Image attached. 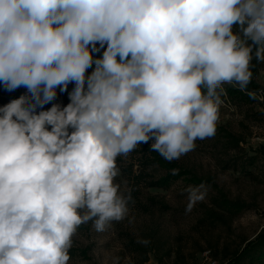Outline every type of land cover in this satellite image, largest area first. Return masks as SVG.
<instances>
[{
  "label": "clouds",
  "instance_id": "clouds-1",
  "mask_svg": "<svg viewBox=\"0 0 264 264\" xmlns=\"http://www.w3.org/2000/svg\"><path fill=\"white\" fill-rule=\"evenodd\" d=\"M253 58L264 0H0V83L26 89L0 106V264H69L81 225L125 220L117 158L214 137L225 84L264 100ZM186 191L187 214L208 186Z\"/></svg>",
  "mask_w": 264,
  "mask_h": 264
},
{
  "label": "rangeland",
  "instance_id": "rangeland-1",
  "mask_svg": "<svg viewBox=\"0 0 264 264\" xmlns=\"http://www.w3.org/2000/svg\"><path fill=\"white\" fill-rule=\"evenodd\" d=\"M255 80L264 96V62ZM73 87L69 84L68 89ZM222 99L215 136L197 140L194 151L173 161L208 180L206 199L186 214V189L197 186L180 178L167 188L149 187L146 181L159 179L165 171L143 162L150 155L140 144L127 157L117 158L116 182L131 196L128 217L102 233L91 221L83 224L73 237L69 264H113L117 257L119 264H226L264 232L263 101L230 99L225 93ZM52 103L68 102L57 90ZM139 172L146 180L137 179ZM233 204L241 208L232 209ZM241 264L251 263L245 257Z\"/></svg>",
  "mask_w": 264,
  "mask_h": 264
},
{
  "label": "trees",
  "instance_id": "trees-1",
  "mask_svg": "<svg viewBox=\"0 0 264 264\" xmlns=\"http://www.w3.org/2000/svg\"><path fill=\"white\" fill-rule=\"evenodd\" d=\"M101 53H95L94 55H101ZM261 66V62L253 58L252 66L250 70L253 73L252 80L247 86V91H253L256 94H258L259 91H261L260 85L256 82L255 78L258 75L259 69ZM94 67V66H93ZM92 69H89V73ZM224 93L226 96L230 99L235 98L237 100L241 101H256L257 99H252L249 97V95L246 94V92L240 91L238 86H234L232 84H225L224 86ZM59 90V89H57ZM72 89H68L67 92H63L62 95H64V98L69 103L68 98V92H70ZM25 94L24 88H18L15 91L8 92L3 87L2 83H0V106H3L10 102L12 99L19 98L21 95ZM264 107V100L262 103ZM144 150L146 152H149L150 157L146 156L143 159L144 163H154L158 165L160 168L164 169L165 174L164 176L160 177L157 180H147L146 184L151 188H167L172 183V181L177 179H184L187 183H190L193 186H199L201 184L208 183V180L199 178L196 175L192 174L190 171L182 169L181 167L176 164V162H169L162 158L157 152H154L150 149V147L146 144H143ZM177 169L178 172L176 174H173L172 170ZM139 175V177H138ZM137 175L138 178H145L146 180V174H141L139 172ZM160 204V202H158ZM223 204L225 207H227L228 203L223 201ZM163 206V205H162ZM229 206V205H228ZM232 209H240L241 206L237 204L230 205ZM84 226L81 225L78 230L83 229ZM77 230V231H78ZM81 253H85V251H82ZM248 257L249 262L251 264L253 263H259L264 264V232L259 233L253 240L248 241L244 248L241 250V252L234 255L226 264H241V261Z\"/></svg>",
  "mask_w": 264,
  "mask_h": 264
},
{
  "label": "built area",
  "instance_id": "built-area-1",
  "mask_svg": "<svg viewBox=\"0 0 264 264\" xmlns=\"http://www.w3.org/2000/svg\"><path fill=\"white\" fill-rule=\"evenodd\" d=\"M260 96H262V95H261V91H259L258 94H257V97H260ZM257 99H258L259 101H261V102L263 101L262 99H259V98H257ZM206 259H207V256H206ZM212 264H215V263H212Z\"/></svg>",
  "mask_w": 264,
  "mask_h": 264
}]
</instances>
